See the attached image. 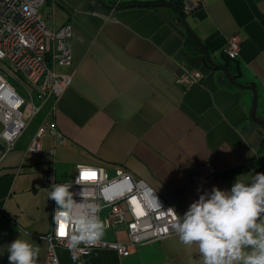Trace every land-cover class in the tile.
<instances>
[{"label": "crops", "instance_id": "obj_1", "mask_svg": "<svg viewBox=\"0 0 264 264\" xmlns=\"http://www.w3.org/2000/svg\"><path fill=\"white\" fill-rule=\"evenodd\" d=\"M169 2L48 0L42 7L51 27L72 24L73 80L54 112L62 141L48 131L41 154L26 152L38 126L50 119L47 102L0 161V264H9L6 246L21 232L41 247L36 260L42 264L56 207L45 175L54 166L62 184L72 180L76 164L102 166L110 176L124 167L181 218L214 186L230 190L238 176L250 182L264 173V125L251 114L254 93L205 55L208 50L221 61L228 38L239 34L238 80L255 86L256 112L264 119V0H201L185 12L200 43ZM184 62L205 74L188 88L176 83ZM228 70L237 74L236 62ZM208 159L217 177L197 184L192 174ZM103 237L128 241L124 226ZM57 253L61 264H203L198 245L183 244L177 233L137 244L126 256L111 248L75 255L58 247Z\"/></svg>", "mask_w": 264, "mask_h": 264}, {"label": "built area", "instance_id": "obj_2", "mask_svg": "<svg viewBox=\"0 0 264 264\" xmlns=\"http://www.w3.org/2000/svg\"><path fill=\"white\" fill-rule=\"evenodd\" d=\"M48 0H0V161L15 147L29 120L42 106L50 102V119L36 129L26 152L41 154L43 139L49 131L62 141V133L54 122L58 101L73 80V49L69 43L73 27L70 22L58 28L50 26L51 17L42 7ZM201 0H183L184 12L193 10ZM241 49L239 34L231 35L223 52L237 58ZM205 74L185 62L176 77V83L188 88L200 82ZM55 157V148L49 150ZM77 165L89 166L96 176L90 182L78 185ZM56 166L45 175V182L62 184L57 180ZM217 177V168L208 159L197 166L192 178L204 184ZM75 211L86 206L99 207L97 216L107 229L124 226L128 241L108 240L101 236L95 244L80 243L71 246L72 229L65 224V235L53 223L47 235L48 247L42 264H61L57 249L67 248L72 254L84 255L96 248L114 249L119 256L129 255L132 247L162 239L177 233V212L144 179L136 177L124 167H118L110 176L102 166L76 164L71 181ZM56 208V207H55ZM54 208V209H55ZM174 211H173V210Z\"/></svg>", "mask_w": 264, "mask_h": 264}, {"label": "clouds", "instance_id": "obj_3", "mask_svg": "<svg viewBox=\"0 0 264 264\" xmlns=\"http://www.w3.org/2000/svg\"><path fill=\"white\" fill-rule=\"evenodd\" d=\"M77 171L76 184L90 182L94 171L89 166L77 165ZM71 186L53 183L50 187L48 199L56 203L53 223L67 224L73 230V248L82 242L95 244L105 227L97 216L100 209L88 205L76 212L78 203L69 191ZM174 228L183 244L198 245L203 264H264V173L251 175L250 182L246 175H240L230 190L214 186L190 204ZM21 233L6 246L9 264H37L41 247L25 239L27 233Z\"/></svg>", "mask_w": 264, "mask_h": 264}, {"label": "water", "instance_id": "obj_4", "mask_svg": "<svg viewBox=\"0 0 264 264\" xmlns=\"http://www.w3.org/2000/svg\"><path fill=\"white\" fill-rule=\"evenodd\" d=\"M103 1V0H101ZM182 3H183V0H170V2L168 3L170 6L174 7L179 15L181 16L182 18V21L183 23L185 24L186 28L188 29V31L192 34V36L200 43V41L198 40V38L196 37V35L192 32L187 20H186V17H185V12L182 8ZM134 5H145V3H142V2H130L127 4V6H134ZM205 55L207 57V60L208 62L210 63L211 66H214V67H218L220 69H222L223 71L226 72L228 78L230 79L231 82L235 83L236 85L240 86V87H243V88H248L250 90L253 91L254 93V98H253V108H252V117L258 121L260 124H263L264 125V119L263 118H260L256 112V107H257V102H256V96H257V91H256V88L254 85L252 84H245V83H242L238 80L239 76H240V67H239V63H238V60L236 58H229L224 52H222L220 54V60L221 61H217L215 60L214 57H212L210 55V53L208 52V50H205ZM231 61H234L236 62L237 64V69H238V73L237 74H231L228 70V65L230 64Z\"/></svg>", "mask_w": 264, "mask_h": 264}, {"label": "snow or ice", "instance_id": "obj_5", "mask_svg": "<svg viewBox=\"0 0 264 264\" xmlns=\"http://www.w3.org/2000/svg\"><path fill=\"white\" fill-rule=\"evenodd\" d=\"M95 176H96L95 172H92L90 174V178H94ZM60 234L65 235V225L63 223H61V225H60Z\"/></svg>", "mask_w": 264, "mask_h": 264}, {"label": "rangeland", "instance_id": "obj_6", "mask_svg": "<svg viewBox=\"0 0 264 264\" xmlns=\"http://www.w3.org/2000/svg\"><path fill=\"white\" fill-rule=\"evenodd\" d=\"M113 229H106L104 228L103 233H105V235L109 236L112 233Z\"/></svg>", "mask_w": 264, "mask_h": 264}, {"label": "trees", "instance_id": "obj_7", "mask_svg": "<svg viewBox=\"0 0 264 264\" xmlns=\"http://www.w3.org/2000/svg\"><path fill=\"white\" fill-rule=\"evenodd\" d=\"M162 1H164V0H160V2H162ZM115 4H116L117 6H125V4H124V3H121V1H119V2H115Z\"/></svg>", "mask_w": 264, "mask_h": 264}]
</instances>
